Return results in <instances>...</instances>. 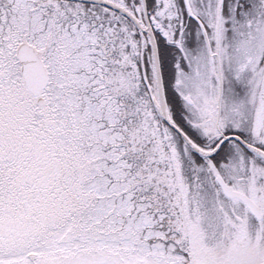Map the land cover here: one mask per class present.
<instances>
[{
  "label": "snow or ice",
  "instance_id": "6c2138e0",
  "mask_svg": "<svg viewBox=\"0 0 264 264\" xmlns=\"http://www.w3.org/2000/svg\"><path fill=\"white\" fill-rule=\"evenodd\" d=\"M0 264H264V0H0Z\"/></svg>",
  "mask_w": 264,
  "mask_h": 264
}]
</instances>
